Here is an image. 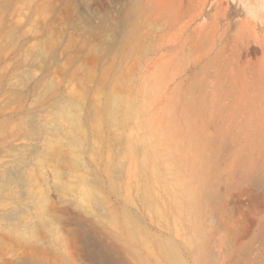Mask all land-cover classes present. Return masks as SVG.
<instances>
[{"label":"rangeland","instance_id":"374dc122","mask_svg":"<svg viewBox=\"0 0 264 264\" xmlns=\"http://www.w3.org/2000/svg\"><path fill=\"white\" fill-rule=\"evenodd\" d=\"M198 1L0 0V264H264V33Z\"/></svg>","mask_w":264,"mask_h":264},{"label":"bare ground","instance_id":"6f19581e","mask_svg":"<svg viewBox=\"0 0 264 264\" xmlns=\"http://www.w3.org/2000/svg\"><path fill=\"white\" fill-rule=\"evenodd\" d=\"M233 3L235 4V8L240 7L239 2ZM231 4L232 2L230 0H199L196 8L197 11L191 16L190 20L187 21V24L191 23L193 25L195 23H198L199 26L208 25L210 22H205L204 19L210 17L211 19L214 18L210 25L212 26L213 23V26H215V29L217 31L220 30L221 26H230L233 23L234 17H230L226 10L228 9V7H230ZM249 14L250 15H247L245 19H238V26H240V30L237 35L236 46L241 49L240 54L244 55L256 54L260 49L259 44L264 33V0H254V4H252L251 6ZM223 21L225 22L223 23ZM224 29H226V27ZM244 70L245 74L249 76L248 78L251 79V81H249L250 79L244 80L245 85L247 87L251 86L253 83L260 82V79L264 77V64L259 65L257 67L247 65ZM242 96L245 99L247 93L245 91H242ZM197 127V139L201 140L205 136V124L199 123ZM215 140H217V138L212 137L210 138V141L208 143L198 148V151L196 153V159L199 163H207V161L216 156L217 149L216 146L213 144ZM249 171L250 170L248 169L247 172ZM198 175L207 187L210 183V177L206 176L204 171L198 172ZM187 193L189 197L190 195H192V203L193 201L196 202L200 198L198 195L196 196L193 193H190L189 191ZM184 194L185 192L182 193L183 196H185ZM139 260L140 264H146V262H144L143 260Z\"/></svg>","mask_w":264,"mask_h":264}]
</instances>
